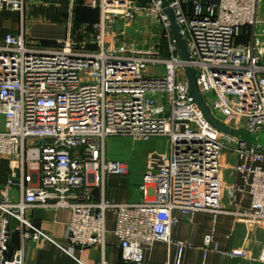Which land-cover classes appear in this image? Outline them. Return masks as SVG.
Listing matches in <instances>:
<instances>
[{
    "label": "built area",
    "instance_id": "1",
    "mask_svg": "<svg viewBox=\"0 0 264 264\" xmlns=\"http://www.w3.org/2000/svg\"><path fill=\"white\" fill-rule=\"evenodd\" d=\"M166 3L188 46L187 62L179 58L159 0H86L99 13L89 50L72 41L34 49L22 32L0 43V158L10 163L0 199V264H25V241L46 238L25 218L34 208L69 211L65 245L58 249L74 264H83L86 249L103 247L109 213L119 264H146L155 243L173 246V264H180L192 245L172 240L171 229L197 214L264 228V150L211 127L193 104L184 73L185 67L197 72V89L214 120L263 132L264 36L247 29L256 26L262 0ZM23 8L24 0H0V12L22 15ZM141 18L160 27L154 45L140 49L110 38L111 24ZM108 137L169 140L168 154L146 160L139 202L94 201L88 191L103 193L106 176L124 173L123 163L105 160ZM225 170L236 183L225 181ZM12 222L19 242L10 252ZM213 233L203 236L202 264H215L209 253L242 264L240 252L218 249Z\"/></svg>",
    "mask_w": 264,
    "mask_h": 264
},
{
    "label": "crops",
    "instance_id": "2",
    "mask_svg": "<svg viewBox=\"0 0 264 264\" xmlns=\"http://www.w3.org/2000/svg\"><path fill=\"white\" fill-rule=\"evenodd\" d=\"M86 0H24L22 15L3 10L0 12V43L7 34L22 32L26 44L34 49L54 50L65 41H72L81 50L92 49L94 31L92 25L99 20L96 9L85 6ZM10 163L0 158V199L9 175ZM124 165V173H125ZM106 176L103 193L99 188L88 187L94 201L102 197L114 203H134L137 195L124 186V181ZM237 176L227 173L225 181L236 183ZM102 196V197H101ZM246 203V201H245ZM26 220L39 230L44 237L34 243L31 240L24 244L25 264H74V259L64 255L58 246L65 245L66 225L69 211L66 209L45 210L34 208L25 214ZM113 216L107 214V233L103 247L95 246L86 249L81 260L83 264H119L120 251L117 240L110 233L113 227ZM16 222L11 224L10 252L18 247L19 235L14 230ZM214 231L213 240L219 250H235L245 258L242 264H257L258 258L264 257V228L254 227L248 221L229 216L212 217L208 214H197L191 219H182L171 229L174 241H184L192 245L184 251L180 264H202V239ZM146 264H173L175 248L164 243H155L146 254ZM207 261L215 264H235L223 262L219 255L209 253Z\"/></svg>",
    "mask_w": 264,
    "mask_h": 264
},
{
    "label": "rangeland",
    "instance_id": "3",
    "mask_svg": "<svg viewBox=\"0 0 264 264\" xmlns=\"http://www.w3.org/2000/svg\"><path fill=\"white\" fill-rule=\"evenodd\" d=\"M141 2V0H136ZM143 3V2H142ZM133 25H124L122 22H116L110 25V38L119 42L126 39L136 44V48H146L154 45L161 36L160 27L153 21L147 19H137ZM248 33L264 36V0L259 7L257 14V24L253 28H247ZM263 43L264 40L262 39ZM161 40L159 42V45ZM147 48L146 50H148ZM161 51L164 52V46ZM212 101V95L207 96ZM217 119L220 118L218 112L212 110ZM105 160L107 162H119L125 165V173L114 176L119 181H124V186L137 195L134 202L141 200L139 185L142 183V177L146 171V160L150 154L166 155L169 152L170 144L167 137H154L148 141L133 140L130 137H108L104 141ZM229 162L231 158L228 159ZM224 173H230L225 170Z\"/></svg>",
    "mask_w": 264,
    "mask_h": 264
},
{
    "label": "water",
    "instance_id": "4",
    "mask_svg": "<svg viewBox=\"0 0 264 264\" xmlns=\"http://www.w3.org/2000/svg\"><path fill=\"white\" fill-rule=\"evenodd\" d=\"M159 1L161 2V7L164 9L166 15L168 16L170 29L178 50L179 58L182 61L187 62L189 60L188 46L186 42L182 39L181 34L179 32V28L175 24L173 13L170 9L167 8L166 0H159ZM184 73L188 80L189 90L191 93L193 104H195L199 108L203 118L211 127H213L214 129H216L217 131H219L220 133L226 136H229L233 139H237L241 143L248 144L251 146H256L264 150V131L258 134H250L242 130H235L226 127L222 125L220 122L214 120L207 106L204 104L203 99L197 89L196 86V78L198 76L197 72L189 67H185ZM179 140L180 139H177L176 141Z\"/></svg>",
    "mask_w": 264,
    "mask_h": 264
},
{
    "label": "trees",
    "instance_id": "5",
    "mask_svg": "<svg viewBox=\"0 0 264 264\" xmlns=\"http://www.w3.org/2000/svg\"><path fill=\"white\" fill-rule=\"evenodd\" d=\"M141 1H143V0H141ZM95 23H96V22H95ZM243 40H244V38H243V36H241V38H240L238 41H240V42H244Z\"/></svg>",
    "mask_w": 264,
    "mask_h": 264
}]
</instances>
